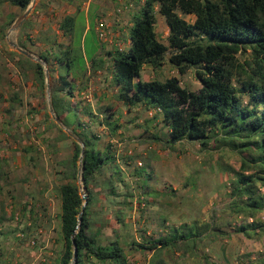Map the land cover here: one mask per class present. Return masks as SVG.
Here are the masks:
<instances>
[{
    "label": "rangeland",
    "instance_id": "rangeland-1",
    "mask_svg": "<svg viewBox=\"0 0 264 264\" xmlns=\"http://www.w3.org/2000/svg\"><path fill=\"white\" fill-rule=\"evenodd\" d=\"M56 1L61 0H50L51 3ZM62 1L70 5L75 2L81 4L78 7L74 31L75 45L81 47L83 53V58L79 60V67L81 69L88 67V64L103 50L107 53L108 62L102 74L90 70L91 76L95 78L92 86L97 92L92 105L86 104L78 94L87 83L85 75H80L76 79L73 94L65 91L61 93V97H65V101L72 106L71 111L79 115V120L84 125L83 129L89 137L92 139L97 137L96 147L113 146L110 143V135L113 134L105 122V116L113 113V121L118 123L116 118L122 117L129 109L125 104L119 103V91L112 83L110 72L113 65L112 59L106 50L109 49L110 53H115L121 47L125 51L129 49L132 16L142 2L141 0L134 2V7L130 11L120 14L113 0ZM38 2L41 0H35V4H31L28 8L32 9L30 15ZM13 8L14 6L9 2L0 3V34H3V41L8 32L11 37L22 27L13 30L19 19L11 27L7 26L11 20L4 21L8 11ZM26 12L19 9L18 15L22 16ZM179 14L190 23L195 20L193 16ZM14 18L15 21L16 17ZM100 19H105L110 28L109 42H101L98 38L97 22ZM156 20L158 39L168 46L169 29L165 17L160 15L158 10ZM30 30L32 33L29 43H43L40 37L42 35L37 37L35 32L39 31V24L33 25ZM59 30L60 28L57 27L56 31ZM53 31L54 29L51 28L48 32ZM71 39L69 37L65 42L66 44L70 41L66 47L72 43ZM55 45L58 46L57 42ZM6 47L9 48L7 44ZM15 54L18 56V53ZM170 55V52L166 54L164 66L161 69L155 70L151 65L144 66L141 73L142 81L156 79L163 81L177 77L183 87L191 91L199 90L201 83L196 76V69H191L186 75H180L169 63ZM247 57L243 56L241 60ZM44 67L48 73L45 93L38 91L36 95L26 90L27 100L24 101V93H22L21 100L20 96H17L13 105L0 98V264H56L62 253L59 187L69 182L64 176L63 162L73 155L75 140L70 134L73 129L71 125L76 126V120L71 117L66 119L67 123H63L56 117L54 110L51 112L53 69L49 72L46 62ZM89 67L91 68L90 64ZM61 73L65 76L66 68L61 69ZM58 88L63 89L62 86ZM8 95L12 96L10 93ZM243 100L245 103L248 102L246 98ZM107 107H110L111 111L104 113ZM151 110L148 106L140 104L129 111L146 115ZM90 111L95 115H90ZM152 111L155 117L156 112ZM53 123L57 124L58 128ZM161 127L160 122L154 129H159L161 135L165 136L166 129L163 130ZM144 128L145 124L142 123L141 129L144 130ZM59 129H62L70 138H61ZM146 138L136 137L117 143L124 153L123 157L129 156L130 151L135 154V150L143 144L153 143L149 137ZM165 142L164 139L163 142L158 141L153 144L157 148L152 150V153L161 157L162 164L161 175L156 179H152L148 166L142 160L139 162H142L143 166H137L138 175L131 178L130 173L123 170L125 161L123 167L118 163L120 153L115 154L111 149L112 154L109 153L108 156L110 159H106V162L108 161L106 165L90 182L92 195H101L102 193H96L101 188L115 192L126 200H131L133 196L138 215L148 210V202L160 201L157 202L158 205L153 206L151 203L149 205L157 206V210L163 211L161 226L165 230L168 229L166 226L168 221L169 227L208 223L215 229L207 233L210 235L209 238L203 241L198 250L187 256L172 248L165 250L164 258L168 264H264V231L236 232L237 228L243 224L252 223V220L233 213L231 209L233 182L237 174L241 173L242 162L245 159L250 161L248 156L254 150L240 154L239 151L230 148L217 149L214 147L215 143H212L207 150H203L199 143L189 141H182L169 148ZM125 146H128V149L125 150ZM105 153L102 151L101 154L105 157ZM254 171L250 170L248 174L255 173ZM107 173L112 174V178L105 181L106 177L101 175ZM103 181L104 185H102ZM75 183L78 185L79 181ZM83 190L87 193L84 188ZM141 201L147 203L145 209L138 208ZM92 202L89 211H91ZM124 214L117 213L120 218H123ZM2 217L4 220H1ZM258 219L264 222V211L258 214ZM122 223V228L128 226L126 219ZM217 230L229 233V237L222 239ZM168 233L163 230L157 234L160 238ZM127 236L130 237L129 234ZM32 239L37 241L35 247L30 244ZM149 255L144 250L138 256L135 255L136 258L129 260L132 264H147L152 259Z\"/></svg>",
    "mask_w": 264,
    "mask_h": 264
},
{
    "label": "trees",
    "instance_id": "trees-1",
    "mask_svg": "<svg viewBox=\"0 0 264 264\" xmlns=\"http://www.w3.org/2000/svg\"><path fill=\"white\" fill-rule=\"evenodd\" d=\"M3 2L25 12L33 0L0 1ZM157 10L166 19L168 46L159 41L156 33ZM179 13L195 17L194 22H188ZM14 19L7 24L8 27L13 25ZM132 20L129 49L109 53L113 64L111 78L118 88V99L129 110L143 104L156 111V117L162 114L161 128L167 129L168 133L164 138L160 136L161 132L154 134L150 138L153 143L150 142L149 146L165 139L169 148L189 141L199 143L203 150L212 143L217 149L230 148L240 154L253 149L248 156L250 161L245 159L242 162L241 173L233 182L231 209L233 213L252 220V223L241 225L236 232L264 231V222L258 219V214L264 211V0H144ZM75 27L76 17L68 16L63 20L60 29L71 36L72 43L64 51L54 53L55 59L65 64L67 77H71L72 82L63 81V89L58 91L52 85L51 98L58 119L67 123V118H75L76 126L71 125L72 134L81 139L85 153L81 162L82 146L74 141L72 157L63 162L64 176L69 182L59 187L62 253L56 264H72L74 257L72 236L84 203L75 183L80 163L89 201L81 228L74 237L78 247L75 264H132L120 242L99 245L89 234L90 182L108 162L106 159L109 153L112 154V146L108 147L105 157L97 151V137H89L79 115L73 113L70 103L61 97L65 91L73 94L80 75H85L88 80V70L98 72L106 68L100 59L90 62L92 69L79 67L83 53L74 42ZM169 52V63L180 75L196 69L201 83L199 90L183 87L177 77L142 81L144 66L161 69ZM18 56L24 61L21 64L24 72H34L37 90L45 93L44 65L24 55ZM243 56L248 57L241 60ZM41 58L52 72L49 55ZM243 98L248 102L245 103ZM109 111L111 108L107 107L104 113ZM89 114L95 115L92 111ZM113 116V113L106 115L105 122L114 135L120 127L113 121ZM53 125L58 128L57 124ZM59 131L61 138H70L62 129ZM250 170H255V173L248 174ZM211 229L215 230L208 223L172 226L168 234L149 245H139V248L153 254L147 264H168L164 258L165 250L172 248L187 256L209 238L207 233ZM217 231L222 239L229 237V233Z\"/></svg>",
    "mask_w": 264,
    "mask_h": 264
},
{
    "label": "crops",
    "instance_id": "crops-1",
    "mask_svg": "<svg viewBox=\"0 0 264 264\" xmlns=\"http://www.w3.org/2000/svg\"><path fill=\"white\" fill-rule=\"evenodd\" d=\"M114 4L116 9L118 10V6L115 0ZM139 1V0H137ZM61 0L60 2L56 1V3H51L50 0L38 2L32 14L30 15V19H27V23H23L22 27L13 35H9L10 32L7 33L5 37V41H3V34H0V98L1 100H5L8 104L13 105L15 98L20 96L24 93V101L27 100L26 98V90L34 92V94L38 95V90L36 87V78L33 71H25L22 68L21 64H24V61L21 57L17 56L15 53L20 55H24L20 53L16 47L20 48L21 50L30 53L36 57H40L45 54L49 55V59L51 61V68L53 69L52 75V82H53V89L61 90L58 87L62 86L63 81H66L70 84L71 77H67V74L63 76L61 73V69L65 68V64L58 62L55 58L57 56L56 53H60V51H64L66 48L65 42L71 36L66 32L56 31L57 27H61L63 20L68 17H77L78 16V7L81 5L79 2H75L74 4L64 3ZM141 4V3H140ZM19 14L18 7H14L6 14L4 21L12 20L16 17V22L21 15ZM37 19V20H36ZM9 22V21H8ZM14 24V23H13ZM39 24V31L36 32V36L42 37L41 40L43 43L31 44L30 41V34L32 31L30 30L33 25ZM133 23L131 24L132 27ZM53 28L54 31L49 33L48 31ZM32 37V36H31ZM11 40V41H10ZM5 42V44H4ZM57 42L58 46L61 45L59 48L55 45ZM72 42V39H71ZM6 44L9 48L6 47ZM6 47V48H5ZM37 47V48H36ZM130 47V46H129ZM39 48V52H38ZM107 52L110 53V50L107 49ZM55 53V55H54ZM25 56V55H24ZM27 57V56H25ZM58 57H61L58 56ZM28 58V57H27ZM30 59V58H29ZM42 59V58H41ZM96 59H100L105 64L108 62L107 53L103 50L99 53V56ZM34 61L33 59H31ZM36 62V61H34ZM90 64V63H89ZM88 64V68L89 67ZM92 71V70H91ZM104 71V69H102ZM90 72V70H89ZM90 82H92L95 78L91 76V72L88 76ZM94 82V81H93ZM12 95L9 97V94ZM35 95V96H36ZM102 96V95H101ZM32 97V95H31ZM123 104L122 102H119ZM153 110V109H152ZM148 112V114L143 115L138 112L132 113V111L127 110L124 112L122 117L118 116L116 121L118 122L119 129L117 133L114 135H110V143L113 144L112 148L113 152L120 153L119 157V164L122 166L124 165V161L126 163L125 170L126 172L130 173V177L137 176L138 171V163L142 160L145 165L148 166L150 170V175H152V179L158 178L162 172V164L160 162L161 157L155 156L152 153V150H156L157 146L151 144H143L139 146L135 150V154L130 156L123 157L122 149L119 147L120 145L117 144L121 141H128L133 138H152L154 134L159 132V129H154L158 126V123L163 120L162 114L158 115V117H153V111ZM156 112V111H155ZM132 113V114H131ZM102 116V114H101ZM145 124L144 130L141 129V124ZM168 130L166 129V134ZM100 136V135H98ZM161 137L164 135L160 134ZM164 138V137H163ZM147 139V138H146ZM109 146L107 147H97V151L102 153V151H108ZM151 151H149L148 149ZM125 150L128 149V146H125ZM124 151V150H123ZM123 157V158H122ZM117 159V158H116ZM118 161V159H117ZM122 162V163H121ZM123 167V166H122ZM139 167V166H138ZM169 172V171H168ZM167 173V172H166ZM106 177V180L112 178V174H105L101 175ZM100 176V177H101ZM111 180V179H110ZM104 185V181L102 182ZM98 194L102 193L101 195H92V206L91 211H89V234L94 237L99 245H107L109 243H113L116 241H120L121 246L125 249L126 255L128 259L136 258V256L141 254L142 251L139 248V245H149L156 240L159 239L157 233H161L163 230L168 233L170 230V222L166 223L168 229H162L161 220L163 219V211L160 209H156L153 207L154 205H158L157 202L160 201H151L150 203L153 206L149 205L148 202V210L143 212L142 214H137L136 202L131 196V200H126L123 196H118L115 192H110L108 190H104L99 188L96 192ZM114 193V194H113ZM95 194V193H94ZM113 194V195H112ZM121 195V194H120ZM130 195V193H129ZM150 207V208H149ZM61 209V203H60ZM123 212L125 213L123 218L126 219L127 227L129 228H122V221L123 218H120L117 213ZM173 215V214H172ZM171 215V217H172ZM159 231V232H158ZM127 234L130 235L128 238ZM124 235V236H123ZM122 240V242H121ZM136 255V256H135ZM153 254L149 255L151 258ZM138 258V257H137Z\"/></svg>",
    "mask_w": 264,
    "mask_h": 264
},
{
    "label": "built area",
    "instance_id": "built-area-1",
    "mask_svg": "<svg viewBox=\"0 0 264 264\" xmlns=\"http://www.w3.org/2000/svg\"><path fill=\"white\" fill-rule=\"evenodd\" d=\"M118 6V13H124L126 11H130L134 7V2L137 0H115ZM144 0H141L143 2ZM97 33L98 38L101 42H109L111 38V32L110 28L108 26V23L105 19H100L97 22ZM120 51H125L122 47L119 49ZM90 74V73H89ZM97 74H102V71H98ZM89 76V75H88ZM86 85L84 86V89L79 92V97L81 100H83L86 104L92 105L94 103V99L96 98V89L92 86L93 83L90 81H86ZM129 156L133 155V151L128 152ZM138 166L142 167L143 163L139 162ZM138 208L145 209L147 206L146 202H139ZM18 220V217H16ZM24 237V235H22ZM31 246L35 247L37 245V241L35 239H32L30 241ZM34 264V263H33Z\"/></svg>",
    "mask_w": 264,
    "mask_h": 264
},
{
    "label": "water",
    "instance_id": "water-1",
    "mask_svg": "<svg viewBox=\"0 0 264 264\" xmlns=\"http://www.w3.org/2000/svg\"><path fill=\"white\" fill-rule=\"evenodd\" d=\"M32 4H33V5L35 4V0H33ZM31 10H32V9H28L27 12L19 18V20H18L17 23L15 24V27H14L13 30L18 29V28H20V27L22 26V24L24 23V21L29 17V15H30V13H31ZM16 49H17L20 53H22V54H24L25 56H27L28 58L33 59V60L36 61L37 63H41L42 65L45 66V62H44L40 57H36V56H34V55L30 54V53H27V52L21 50V49L18 48V47H16ZM45 72H46V76H48V73H47L46 70H45ZM48 92L50 93V86H49V85H48ZM51 112H53L52 107H51ZM56 121L59 122L58 119H56ZM70 136L73 137V139H74L75 141H77L78 144H80V145L82 146V154H81V157H80L81 162H82V159H83V157H84V153H85V147H84V144L82 143L81 139H79L78 137H75V136H73L72 134H70ZM82 173H83V168H82V164L80 163L79 173H78V181H79L78 186H79V189H80V195H81V197H82L84 203H83V205H82V209H81L80 215H79V217H78V226H77V229H76V231L73 233V236H72L73 245H74V257H73V260H72V264H75V263L77 262V260H78V247H77V245H76V243H75L74 237H75V235L77 234V232H78V231L80 230V228H81V225H82V222H83V216H84V214H85L86 207H87V205H88V201H89V196H88V194L85 193L84 190H83L84 185H83V176H82ZM84 189H85V188H84ZM85 190H86V189H85Z\"/></svg>",
    "mask_w": 264,
    "mask_h": 264
}]
</instances>
